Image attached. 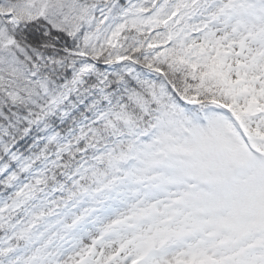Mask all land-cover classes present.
I'll list each match as a JSON object with an SVG mask.
<instances>
[{
  "label": "snow or ice",
  "instance_id": "snow-or-ice-1",
  "mask_svg": "<svg viewBox=\"0 0 264 264\" xmlns=\"http://www.w3.org/2000/svg\"><path fill=\"white\" fill-rule=\"evenodd\" d=\"M0 264H264V0H0Z\"/></svg>",
  "mask_w": 264,
  "mask_h": 264
}]
</instances>
